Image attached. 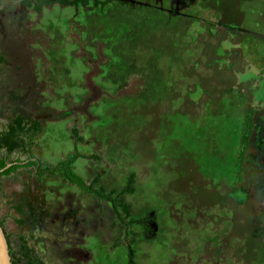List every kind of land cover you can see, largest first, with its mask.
<instances>
[{"label": "rangeland", "instance_id": "1", "mask_svg": "<svg viewBox=\"0 0 264 264\" xmlns=\"http://www.w3.org/2000/svg\"><path fill=\"white\" fill-rule=\"evenodd\" d=\"M100 1L106 4L0 0V144L10 127L15 130L17 117L37 121L28 139L11 136L0 146V157L7 164L24 160L29 146L42 166H53L78 152L73 169L87 182L127 189L120 195L127 211L115 210L110 200L83 193L61 172L39 176L33 166H22L2 175L0 224L11 264H264V0L240 3L241 35L229 33L224 40L223 31L216 35L222 12L200 0ZM114 2L183 14L192 19L186 33L193 39L220 41L215 59L205 55L200 65L202 51L196 55L199 64L185 65L190 80L197 81L187 91L186 108L166 102L173 97L169 90L157 97L164 100L154 101L158 105L138 102L141 83L133 75L112 99L116 84L105 77L109 66L103 53L114 64L120 60L108 47L100 53L84 44L86 31L79 26L89 12L102 13ZM28 28L44 33H32L39 41L32 45L41 52L32 58L22 40ZM112 29L91 41L109 40ZM168 41L169 48L158 46L163 66L176 51ZM79 45L85 50L77 51ZM234 52L242 57L232 64ZM204 68L203 79H197ZM248 106L254 114L245 160L259 174L248 182L250 192L238 186L224 196L219 184L235 182ZM130 170L134 183H127ZM143 207L141 216L134 214ZM158 223L165 228L160 235ZM135 233L150 242H134Z\"/></svg>", "mask_w": 264, "mask_h": 264}, {"label": "trees", "instance_id": "2", "mask_svg": "<svg viewBox=\"0 0 264 264\" xmlns=\"http://www.w3.org/2000/svg\"><path fill=\"white\" fill-rule=\"evenodd\" d=\"M28 1L30 2L31 0ZM33 1L41 5L48 0ZM67 1L70 4L87 2V0H63L64 3ZM92 1L94 4L99 3L102 7L106 4L105 1ZM243 1L247 0H200V4L202 6H208L214 10L222 12V16L219 20L220 24L216 33V35H218V33L223 31L224 36H222L220 40L227 38L229 33H232L233 35H241V32L238 30V26L240 25L243 18V12L240 9V3ZM191 22L192 19L183 14L166 16L148 7L127 5L123 2H114L106 6L102 13L96 11L89 12L87 14L86 24L79 27L85 29L86 31V38L83 39L84 44L94 45L95 49L99 50V52L103 51L102 48L108 47L114 55L118 56L120 60L119 65L114 64L110 61L109 56L103 53V57L105 58L104 63L109 66L105 77L109 79L111 83L116 84L115 90H113V92L110 94L112 99L116 98L115 95L123 88L124 83L133 75L135 77H139L141 83L140 90L137 92L135 97L138 102L153 101L154 103V101L157 100H164L165 97H157L169 90L171 91L170 94L172 93L171 95H173V97H166V102H171L173 104L172 107L179 109L180 107L186 108L187 105L191 103V100H189L187 97V91H190V89L193 88L195 82H197L196 80L194 82L190 80V74H188V69H186L185 65H190L188 67L193 68L192 63L199 64V62L202 61L200 65L202 63L205 64L202 60L205 58V55H208L210 59H215L216 55L214 48L215 45L219 44L220 42L218 41L217 37L215 39L208 38L209 40L201 43L195 38L193 39L189 34L186 33ZM75 25L78 26L79 24L75 23ZM229 25H232L233 27L228 28ZM108 27H113L112 30L114 31H110L109 37L110 39L111 37L115 39L114 43H111L110 39L107 41L93 39V41H91V38L96 36L95 34H97L98 38H100L102 31L104 29L107 30ZM26 30L27 32H30L29 35H32V33L36 34L43 32L39 29L34 30L28 28ZM29 35L26 36V34H24L26 37H22V40L25 41L26 44V56L28 58H32L35 55L37 56V54L40 55L41 52H39L40 49H37L34 45H32L33 41L35 43L38 40L35 39L34 35H32L33 38ZM200 36L203 38V40L206 39L204 34ZM47 39V41L52 40L50 38ZM72 40L76 41L77 38L74 37ZM168 40L174 42L176 51L179 54L177 53V56H175L174 52L176 51L173 49V54L169 52L167 55L168 64L163 66L160 62L159 55H163L164 52L163 49L160 47L158 48V46L161 44H166L167 47L168 45L171 46ZM46 42H43V44L41 42L40 45L44 46ZM209 42L212 44L206 49V44ZM187 47L193 50L191 51V54L187 52ZM81 50H85L84 45H79L77 51ZM145 51H149V53L145 57H141L139 53H143ZM202 51H204L203 53L205 54H201V60L199 61V59H196V55L199 58L200 52L202 53ZM88 53L90 54V52ZM58 57H53L55 63H61V60ZM85 57L89 58L86 60V63L90 66L94 59L91 57V55ZM239 57H242L241 53L234 52L230 62L232 64L236 63L237 58ZM242 67L243 66L241 65L240 68L242 69ZM203 70L201 69V71L196 72L198 73V75H196L197 79H203V76L200 78V75H204V73L206 74L208 68H204ZM186 72L187 74H185ZM198 82L201 83L202 81L199 80ZM230 83L231 85L234 84L235 80ZM180 88L185 89L180 91ZM161 90L164 91L162 92ZM155 105L158 104L156 103ZM253 114L254 109L252 106H248L244 114L240 135V144L237 150V171L235 174V182L230 186L223 183L221 185L219 184L224 196H227L226 194L231 191V188L238 186H241L247 192H250V190H248V182L251 178L254 180L258 177V169L245 160V156L249 152V149L252 145L251 134ZM36 122V120H32L29 123L27 119L23 117H17L15 119V130L12 127L8 129L0 146H5L11 136L14 138L23 136L25 139H28L37 129ZM25 124L28 125L26 130H24ZM26 144L29 145V142L27 141ZM110 150H113V147L110 148ZM79 156L80 154L78 152H74L67 157L59 159L53 166H42V161L34 156L28 146L27 156L24 160L16 158L10 165L6 166L7 162L5 158L3 156L0 157V177L2 175L8 176L11 173L16 172V170L22 166H33L37 175L39 176L44 173L53 174L56 172H61L63 178L67 182L77 186L83 193L97 196L102 200H110L112 207L115 210L116 207H120L127 211V204L123 203L122 198L120 197V195L127 191L126 186L114 185L111 188L108 185L100 184L99 187H95L93 182H87L73 169V163ZM126 179L127 183H134L135 171L130 170ZM247 197L249 198L248 195ZM227 199L231 198L229 197ZM145 210L146 207H143L140 210L134 212V214L141 216ZM160 221L163 222L162 220ZM164 229L165 228L161 226L160 223H158V235H160ZM135 235L139 236V238L134 239V242L136 243L146 241L150 242L149 240H145L141 233H135ZM151 241H153V239H151Z\"/></svg>", "mask_w": 264, "mask_h": 264}, {"label": "water", "instance_id": "3", "mask_svg": "<svg viewBox=\"0 0 264 264\" xmlns=\"http://www.w3.org/2000/svg\"><path fill=\"white\" fill-rule=\"evenodd\" d=\"M10 164L11 163L7 164L6 166ZM0 264H11L8 244L1 224H0Z\"/></svg>", "mask_w": 264, "mask_h": 264}]
</instances>
